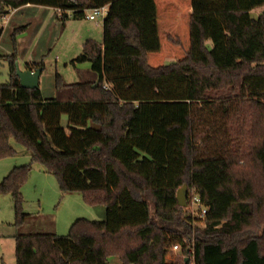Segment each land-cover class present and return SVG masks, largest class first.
Wrapping results in <instances>:
<instances>
[{
    "label": "trees",
    "instance_id": "trees-1",
    "mask_svg": "<svg viewBox=\"0 0 264 264\" xmlns=\"http://www.w3.org/2000/svg\"><path fill=\"white\" fill-rule=\"evenodd\" d=\"M28 6L58 11L62 28L108 7L103 43L86 41L72 61L89 63L96 82L67 85L58 76L56 92L69 96L45 97L22 88L16 57H5L0 160L17 155L14 139L62 194L104 206L106 219H78L67 236L23 233L37 218L23 210L32 165L15 167L0 196L14 205L16 264H109L115 256L177 264L165 261L173 245L188 246L193 264H264V196L250 181L264 176V12L252 15L264 0H191L186 57L159 67L149 64L160 52L155 0H0L4 14ZM163 49L183 57L169 43ZM37 68L44 64L27 67ZM242 135H258L252 152ZM184 186L201 198L204 218L179 205Z\"/></svg>",
    "mask_w": 264,
    "mask_h": 264
},
{
    "label": "rangeland",
    "instance_id": "rangeland-1",
    "mask_svg": "<svg viewBox=\"0 0 264 264\" xmlns=\"http://www.w3.org/2000/svg\"><path fill=\"white\" fill-rule=\"evenodd\" d=\"M157 2L161 31L162 28L165 29L166 26H170L172 28L168 31V37L174 40H185L186 18L188 17L187 12L190 0H157ZM262 12H264V6L255 10L252 15L256 18ZM58 13V11L50 8L31 6L19 10L9 8L6 14L3 13V9L0 10V27L4 28L5 31L0 41V84L9 82L10 65L5 57H10L11 55L14 58L16 57V63H18L22 71L25 68L24 60L37 58L38 62L44 64L42 92L45 97L66 99L69 96L68 90L56 92L55 86L58 82V76L67 85L86 81L96 82V76L91 72L89 63L74 65L72 61L82 53L86 41L91 40L99 44L103 43L104 18L95 22L86 19L71 20L65 28H62ZM176 18L182 22L179 24L175 23ZM175 28H178L176 32L173 30ZM172 43L175 44L174 42ZM167 61L160 59L157 54L151 57L149 64H167ZM245 114L246 112H243V115ZM62 124L65 127L67 126L66 116L63 118ZM243 125L246 126V123L244 122ZM243 135L240 136L242 138L243 151L252 152V140L258 135L248 141L243 139ZM11 141L14 148L18 146L24 148L16 143L14 139ZM14 158L0 160V181L6 178L14 167L31 164L32 172L28 182L22 189L23 210L25 213L37 214L38 211L43 209L45 210L43 212H46L53 219L47 224L32 220L23 228V233H55L59 236H67L72 224L78 219L97 222L106 219V216L104 218L99 217L91 206L85 204L81 194H62L56 178L46 173L44 167L34 161L32 156L29 157L19 153ZM250 181L260 199L262 195L264 196V176L261 177L254 173ZM262 212H264V209ZM14 222L15 211L11 196L1 195L0 264L17 263V242L14 238L17 230L13 227ZM195 225V227L198 226L201 229L205 226L204 223ZM175 246L173 245L169 248L165 261L167 263L184 264L185 259H189V262L192 263V255L187 253L188 246L182 247L181 251L174 250ZM109 264L123 263L120 258L115 256L109 259Z\"/></svg>",
    "mask_w": 264,
    "mask_h": 264
},
{
    "label": "crops",
    "instance_id": "crops-1",
    "mask_svg": "<svg viewBox=\"0 0 264 264\" xmlns=\"http://www.w3.org/2000/svg\"><path fill=\"white\" fill-rule=\"evenodd\" d=\"M155 3H156V7H157V19H158V33H159V39H160V52L159 53H156V54H151V55H149V60L151 59V57H153L154 55H157L158 54V56H160V59H162V60H168L166 63L168 64V63H170L171 61H179V60H182V59H184L185 57H186V53L188 52V50H189V43H190V40H189V19H188V17H189V15L191 14V12H192V6H191V0H190V3H189V6H188V12H187V18H186V38H185V40L184 39H182V41H181V45H177V44H173L172 42H171V40L168 38V36H167V34H169V32L168 31H170V29L172 28V27H170V26H166V28L164 29V28H162V31H161V24H160V16H159V8H158V2H157V0H155ZM182 16V15H181ZM180 17V16H179ZM177 19V20H176ZM176 19H173V20H176V22L175 23H177V24H179L180 22H182V21H179L180 19H178V18H176ZM71 21V20H70ZM70 21H68L67 22V24L70 22ZM66 24V25H67ZM172 26V25H171ZM175 32L178 30V28H175V29H173ZM4 33H5V31H4V28H3V34H2V36L0 37V41L2 40V38H3V36H4ZM162 33H163V35H162ZM164 34H166V35H164ZM89 37V36H88ZM169 43V44H171L172 46H174V47H176L177 49H179L180 50V52H181V54H182V58H180V57H175V56H171V55H169L168 53H166L165 51H164V49H163V46H164V43ZM159 58V57H158ZM24 60V59H23ZM25 62H24V66H25V68L23 69V70H29V69H27V67H28V65H30V66H32L33 68H34V66L35 65H39L40 64V62H38L37 61V58H32V60H24ZM162 65H166V64H158V65H155V64H151V66H154V67H159V66H162ZM43 71H44V69H43ZM69 85V84H68ZM40 89L42 90V76H41V78H40ZM60 99H64V98H60ZM65 100V99H64ZM11 146L14 148V145H13V143H12V141H11ZM16 151H17V154H19V153H21V154H23V155H28L29 157L31 156L27 151H26V149L25 148H22V147H15L14 148ZM17 156V155H16ZM16 156H15V158H16ZM14 158V159H15ZM15 168V167H14ZM46 172V171H45ZM47 173V172H46ZM69 194H71V193H69ZM77 194H79V193H77ZM95 211H96V214L99 216V217H102V218H104L105 216H106V210H105V207L104 206H98V207H92ZM43 211H45V210H43V209H41L40 211H38L37 212V214H32V215H36L37 216V218L36 219H34L33 221H36V222H40V223H42V224H47L48 222L50 223L51 221H53V219H51V216L50 215H48V214H46V212H43ZM27 214H30L31 215V213H27ZM51 226V225H50ZM53 226H55V225H53Z\"/></svg>",
    "mask_w": 264,
    "mask_h": 264
},
{
    "label": "water",
    "instance_id": "water-1",
    "mask_svg": "<svg viewBox=\"0 0 264 264\" xmlns=\"http://www.w3.org/2000/svg\"><path fill=\"white\" fill-rule=\"evenodd\" d=\"M16 73L20 79L22 88L28 90L40 89V78L43 74V68H37L36 70H20L18 63H16ZM188 188L182 187L177 194V200L181 207H187ZM185 264H189V259H185Z\"/></svg>",
    "mask_w": 264,
    "mask_h": 264
},
{
    "label": "built area",
    "instance_id": "built-area-1",
    "mask_svg": "<svg viewBox=\"0 0 264 264\" xmlns=\"http://www.w3.org/2000/svg\"><path fill=\"white\" fill-rule=\"evenodd\" d=\"M107 14H108V7L107 6L102 7V8H95V9H92L86 13L85 19L88 21L95 22L99 19H103V18L105 19ZM188 208L194 215H198L201 218H204L208 212L207 208L204 207V205L201 201V198L194 191H191L188 195ZM174 250H176V251L180 250L181 251L182 246L176 245L174 247ZM188 253L190 255H192L193 251L189 250ZM191 264H193V263H191Z\"/></svg>",
    "mask_w": 264,
    "mask_h": 264
}]
</instances>
